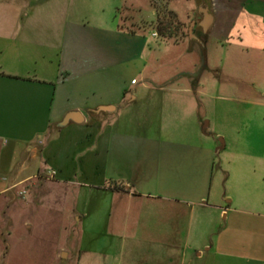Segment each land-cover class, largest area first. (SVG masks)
I'll return each instance as SVG.
<instances>
[{
    "label": "crops",
    "instance_id": "crops-1",
    "mask_svg": "<svg viewBox=\"0 0 264 264\" xmlns=\"http://www.w3.org/2000/svg\"><path fill=\"white\" fill-rule=\"evenodd\" d=\"M89 1L0 0V198L67 185L62 237L76 227L77 246L56 258L77 264H264V138L226 156L228 140L156 118L158 99L192 91L162 86L177 76L154 87L144 34ZM196 3L210 41L256 57L264 94V0Z\"/></svg>",
    "mask_w": 264,
    "mask_h": 264
},
{
    "label": "rangeland",
    "instance_id": "rangeland-1",
    "mask_svg": "<svg viewBox=\"0 0 264 264\" xmlns=\"http://www.w3.org/2000/svg\"><path fill=\"white\" fill-rule=\"evenodd\" d=\"M89 2L95 10L108 11L117 6L122 24L144 34L148 41L144 53V59L149 61L146 74L152 77L154 87L161 80L177 76L179 81L162 86L192 91L189 97L173 99L170 95L158 99L164 106L155 110L156 118L160 112L171 118L175 115L178 121L168 123L180 126L181 137H198L200 141L213 139L220 145L228 140L221 155L229 156L231 150L243 149L249 153L257 148L231 145L234 140L264 138V94H260L252 81L257 74V59L210 41L200 23L194 26V36L190 37L192 21L201 17L202 6L196 0ZM141 62L136 58V68ZM256 84L262 86L259 80ZM218 133L221 135L216 136ZM251 176L245 179L246 184ZM65 187L68 188L47 180H35L18 187L13 197L0 198V264H77L73 258H56L58 252L62 254L61 248L72 252L77 244L74 226L71 241L62 237L69 223L63 216ZM27 223L31 227L26 228Z\"/></svg>",
    "mask_w": 264,
    "mask_h": 264
},
{
    "label": "water",
    "instance_id": "water-1",
    "mask_svg": "<svg viewBox=\"0 0 264 264\" xmlns=\"http://www.w3.org/2000/svg\"><path fill=\"white\" fill-rule=\"evenodd\" d=\"M202 12L205 15L204 20L200 23V25H202L204 27V30L207 31L212 23L213 20V15L208 11L207 8L202 7ZM197 24L196 20H193L190 27H189V33H190V37H193V30H194V26ZM102 110H110V107L108 106H104L102 107ZM76 116V114H68L66 116V118L64 119V121L61 123V125H65L68 123V121L70 119H73Z\"/></svg>",
    "mask_w": 264,
    "mask_h": 264
},
{
    "label": "flooded vegetation",
    "instance_id": "flooded-vegetation-1",
    "mask_svg": "<svg viewBox=\"0 0 264 264\" xmlns=\"http://www.w3.org/2000/svg\"><path fill=\"white\" fill-rule=\"evenodd\" d=\"M204 18H205V15H204V13L202 12L201 17L196 19L197 24H198V23H201V22L204 20ZM200 26L203 28V29H202L203 32H208L209 29H208L207 31H205V30H204V27H203L202 25H200Z\"/></svg>",
    "mask_w": 264,
    "mask_h": 264
},
{
    "label": "trees",
    "instance_id": "trees-1",
    "mask_svg": "<svg viewBox=\"0 0 264 264\" xmlns=\"http://www.w3.org/2000/svg\"><path fill=\"white\" fill-rule=\"evenodd\" d=\"M158 12V14L160 13V11L158 10L157 11ZM173 23H174V21H173ZM132 32H134L133 30H132V28H130V27H128ZM159 29H161L160 27H158V31H159V33L160 34H163V32H161ZM165 35V34H164ZM116 188H120L119 186H117Z\"/></svg>",
    "mask_w": 264,
    "mask_h": 264
},
{
    "label": "built area",
    "instance_id": "built-area-1",
    "mask_svg": "<svg viewBox=\"0 0 264 264\" xmlns=\"http://www.w3.org/2000/svg\"><path fill=\"white\" fill-rule=\"evenodd\" d=\"M134 82H136V80H134ZM54 173V172H53Z\"/></svg>",
    "mask_w": 264,
    "mask_h": 264
}]
</instances>
